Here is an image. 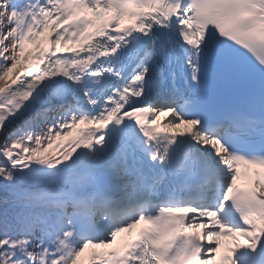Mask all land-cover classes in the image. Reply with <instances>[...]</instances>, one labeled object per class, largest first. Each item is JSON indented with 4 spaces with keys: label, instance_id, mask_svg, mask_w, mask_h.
<instances>
[{
    "label": "snow or ice",
    "instance_id": "1",
    "mask_svg": "<svg viewBox=\"0 0 264 264\" xmlns=\"http://www.w3.org/2000/svg\"><path fill=\"white\" fill-rule=\"evenodd\" d=\"M0 264H264V0H0Z\"/></svg>",
    "mask_w": 264,
    "mask_h": 264
}]
</instances>
